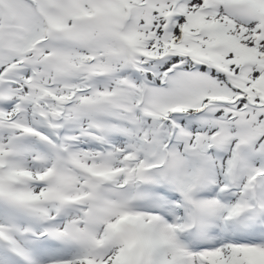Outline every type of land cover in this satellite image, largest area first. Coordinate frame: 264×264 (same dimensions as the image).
Here are the masks:
<instances>
[{
  "label": "snow or ice",
  "instance_id": "1",
  "mask_svg": "<svg viewBox=\"0 0 264 264\" xmlns=\"http://www.w3.org/2000/svg\"><path fill=\"white\" fill-rule=\"evenodd\" d=\"M0 264H264V0H0Z\"/></svg>",
  "mask_w": 264,
  "mask_h": 264
}]
</instances>
